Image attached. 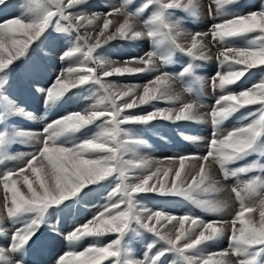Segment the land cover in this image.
<instances>
[{"label": "snow or ice", "instance_id": "6c2138e0", "mask_svg": "<svg viewBox=\"0 0 264 264\" xmlns=\"http://www.w3.org/2000/svg\"><path fill=\"white\" fill-rule=\"evenodd\" d=\"M239 2L211 0L209 14L214 4L215 15L224 19L211 25L207 32L195 34L185 32L179 22H173L172 14L182 10L197 17L201 10L200 0H148L135 11L128 8V0H125L104 14L91 15L82 10L73 11L88 5L89 0H25L21 15L0 22V76L25 58L34 43L52 29L67 34L70 41L74 39L72 46L59 56L61 61L72 58L74 64L62 69L49 87H37L36 91L44 95L46 104L58 102L72 89L85 85H95L100 93L90 107L55 119L42 131H12L6 124L0 130V150L18 137L36 146L34 152L20 159V166L0 172V185L5 193L0 205V222L32 214L27 223L11 232L9 243L0 244V264H28L29 241L45 223L48 209L75 199L85 188L94 191L92 186L95 185L110 187L107 203L92 219L64 235L69 250L59 255L53 264H104L105 261L107 264H163L168 254L176 257L173 264H232L227 258L229 255L237 258V264H264V179L259 176L245 181L241 187L232 188L239 201V210L230 221H205L191 213L174 216L140 206L137 200L139 194L155 193L162 197L184 198L196 208L221 213L226 207L223 202L199 196L221 191L211 171L213 164L219 166L225 179L256 169L264 171V164L255 161L229 167L250 155L264 158L257 150V145L264 143V3L259 10L247 14L223 15L226 6ZM9 3L10 0H0V6L7 7ZM150 5H155L156 10L141 23V13ZM113 15L123 16V22L110 19ZM110 28L113 30L109 31ZM248 34L254 36L247 46L231 45L234 38ZM209 36L211 42L221 45L216 57L220 70L211 78L210 86L227 94L215 100L206 117L200 112L202 105L193 99H183V93L191 95V90L182 85V92H177L176 86L180 84L178 78L192 71L193 62L211 59L206 52ZM116 39H148L152 42V50L119 66L95 55L103 45ZM181 39H190V43H181ZM166 42L189 58L179 73L163 70L168 59L158 55L156 49ZM77 54L82 55L83 60ZM130 64L142 67H130ZM253 69L261 72L258 83L238 93L229 90V86L251 76ZM146 72H154L155 77L142 86V93L138 92L141 86L118 85L106 80L114 75ZM5 82L0 80V88ZM157 101H166L171 106L155 107ZM143 105H152L154 110L140 115L128 111ZM248 106H255V109L242 117L246 122L226 133L218 131L220 124ZM7 108L13 115L33 118L32 113L14 107L10 100ZM208 117L213 132L204 155H179L162 161L145 157L133 160L123 155L127 145L145 143L138 137L123 134V125H148L155 120L206 123ZM2 119L3 113H0ZM89 126L96 127L90 137L71 145L60 141L62 136ZM21 184L26 192L18 186ZM257 210L258 220L249 215ZM132 225L151 233L161 247L153 254L154 242L148 245L142 259L132 258L126 239ZM49 227L60 235L55 226ZM109 234H115V238L107 244L95 243L77 250L74 243L85 238L100 241ZM0 235L6 234L0 232ZM225 236L227 249L205 254L208 245Z\"/></svg>", "mask_w": 264, "mask_h": 264}, {"label": "rangeland", "instance_id": "374dc122", "mask_svg": "<svg viewBox=\"0 0 264 264\" xmlns=\"http://www.w3.org/2000/svg\"><path fill=\"white\" fill-rule=\"evenodd\" d=\"M129 1H130L128 4L129 9L130 7L132 6L134 7L137 4L135 2L136 0H129ZM145 1L146 0H144V2ZM115 2L117 6H119L121 3L119 0H115ZM200 3H202L201 10H200L199 16L197 17H191L189 14L183 12L182 10H178L184 15L192 18V21L188 19V23L190 24V26L193 24L194 26H196L195 29L194 28L189 29L193 33L195 32V30L197 32L201 28L200 24L204 23L202 21H205V24L206 23L215 24V23L222 22V20L224 19L222 16H216V15L210 16L209 4L211 3V0H200ZM261 3H264V0H240L239 4H233V5L226 6L223 9V15L231 16L234 13L247 14L251 11L259 10ZM24 4H25V0H10V3L7 7L0 6V22H4L7 19L15 18L21 15L22 12L25 10ZM104 5L105 4L101 3V1L89 0L88 5L80 6L77 9H74L73 11L82 10V11H85L89 15H91L92 13H97V12H98L97 14H104L102 12V8L104 7ZM137 8L138 7H134L133 10ZM155 10H156L155 5H151L149 6V9L148 8L145 9V11L142 13L143 19L141 21L149 17V16H146L148 12L150 13V11L153 12ZM212 14H215L214 4H212ZM172 20L173 22H179L180 26L185 25L187 28H189L188 23L186 22L187 24H184L183 19L180 17L174 16L172 17ZM253 36L254 34H248V36L236 37L232 41H230V43L233 46H237L240 43V44H243L244 46L239 45L237 47H245L247 46L249 39L253 38ZM122 41L124 43L129 42V41L120 40V39L113 40L109 42L108 44L103 45L101 49H98L95 55H98L101 58L105 57L104 59L107 60L108 58H111V59L117 58L120 53L123 54V53L129 52V50L123 49L121 47ZM143 41L144 39L142 40V42ZM73 43H74V39L70 41L68 39L67 34L57 33L56 31L49 29L48 32L45 33L44 37H41L39 41L34 43V45L30 48L25 58L17 61L9 69L7 74L0 76V80L6 81L3 87L0 88V92H1L0 94V113H3V117H4V119L0 120V130H3L4 124H6L7 127H9L12 131L28 130V131L39 132V131H42V129L46 126V124L52 122L53 120L61 118L64 115H68L74 111H77V110L80 111V109L84 110L96 102L99 96V90L97 89L95 85H85L80 88L72 89L58 102L49 103V104L45 103L44 95L36 91L37 87L45 88V89L49 87L54 82L56 76L60 73L62 69L67 68L69 65L74 64V60L72 58L66 59L64 61H61L59 59L60 54L64 51H67L68 48L71 47ZM206 43L211 44L212 45L211 47H213L214 50L216 47H217L216 50H218V48L221 47L219 43L211 42V36L207 37ZM214 45L216 47H214ZM166 46L168 47V49L166 48ZM171 50H175V49L172 48V46L167 42L157 47L156 49L158 55L165 56L166 58L169 57L170 53L172 52ZM217 54L219 53L217 52ZM77 57L80 60H82L83 56L80 54H77ZM185 57H187L185 54H181L177 51L174 52L175 59L181 58L184 61ZM188 62H189V58L187 59L186 64ZM202 63L203 61L193 62L192 70H196L199 67V65ZM208 65L212 68H214L215 66V64L212 63V60H211L210 63L205 65V67L203 68V71H206L208 69L209 67ZM212 70L213 69H211V71ZM219 70H220V67L217 71ZM251 71L252 73L256 74L254 78L256 79V82L258 83L261 79V72L256 69H253ZM146 73H151V72H146ZM143 75H144L143 73H139V74H125L122 76L114 75L112 77L121 80V82H118L119 84H127V85L133 84L134 83L133 80H135V84L138 82L137 85L138 84L145 85L152 80L150 79L144 82L142 80ZM182 85H184V82L183 80H180V84L179 83L177 84V88L179 89L180 92H182ZM204 87H209V85L205 84ZM204 87L202 88L203 90H204ZM210 88H208V90ZM204 92H206V90H204ZM9 93L10 95L13 93L15 95V99L13 100L9 99ZM5 97L7 98V100L5 99ZM9 100L13 103L14 107H22L27 112L32 113L33 118L27 119L26 117L13 115L7 108V103ZM202 101L203 100H200V103H203ZM157 102H162V101H157ZM214 104L215 102L212 103V105ZM206 105H208V103H206ZM162 107H165V105L159 106V108H162ZM166 107H170V106L166 105ZM246 108L248 109L245 110V112L247 111L246 113H248L249 111L254 110L255 106H248ZM135 109L141 110V112L137 114V115H140V114H145V112H150L151 110H153V106L145 105L143 107H138ZM128 111L130 112V110ZM245 112H244V109L242 108L239 110V112L234 113L231 117H229L227 120H225L222 124L218 126V131L224 132L225 130L229 129V127H238V125H241L242 123H244L245 121L242 120V117L247 116ZM163 123L165 124L169 123L175 126L177 125L176 123L174 124L172 122L163 121V120H155L148 125H139V126H132V125L124 126L123 125L122 126L124 130L123 134L131 136V137H136L135 135H131L129 133L132 130L134 131L136 130L135 131L137 132L136 134L139 137L141 136L142 139L145 138V140L149 139V141H154L155 139L157 140L159 138L169 139L170 137H164L161 134V131L163 129L160 130L161 127L159 124H163ZM180 123L181 124L183 123L182 126H176L177 128L178 127L182 128L185 126L187 128H184L185 131L184 130L183 131L188 135H192V134L194 135V131L190 128L191 126H188L191 122H180ZM151 126L153 128L156 127L157 129L156 128L153 129ZM204 130H202L201 132L204 134L202 138L203 137L206 138V143L203 141L202 142L205 145H207L206 150H208V143L212 138L213 128L212 130H208L209 136L206 135V133L208 132ZM95 131H96L95 126H89L86 129H81L80 131L75 132V134L68 133L65 136H62L60 138V141H62L66 145H71L72 143H77L87 137H90ZM150 132H153L152 133L153 135ZM155 132H160V133H155ZM178 136L179 138H177L176 136L175 137H176V140L179 141V139L181 138L180 133ZM24 139H25L24 137H18L14 139L10 144H8L6 148H4L3 150H0V167H1L0 172H3L8 168H15V167L20 166V162H19L20 159L23 158L26 154L30 153L31 150L32 152L35 151L33 150L34 149L33 143H32L33 147L28 146L27 144H25ZM144 142L145 143L143 144H135L136 148H139L140 145L145 146L147 150L143 149V152L154 157L153 160H155V158H157L156 160H160V161L164 160L163 157L156 156L155 151L151 148L153 146L152 143L146 142V141ZM263 145L264 143L257 145V148H258L257 150L262 155L264 154ZM141 146H140V149H141ZM25 149H27L28 152ZM168 150L171 154V157H174L178 153H185V150L182 147L175 148V149L169 148ZM24 152H27V153H24ZM199 152H201V150H199ZM255 157L256 156L250 155L247 157V159L241 160L240 162L230 165L229 167L230 168L241 167V166L249 165L253 161L257 162L258 164H264V158L259 157V156H257L256 158ZM257 170L253 171L250 174L240 173V175L238 174V176L236 177L230 176L231 179L237 181L236 183L235 182L230 183L229 177L225 179L223 175H220L222 173L219 169V166L217 165L216 179H218V181L222 185L227 186L225 188L228 191L227 192L225 190V193L222 192L225 197L224 198L225 204L227 205L228 208L225 207L224 211L221 213H210V212L204 211L203 209L196 208V206L190 200H185L184 204L179 208V210H177L176 205L172 201H169L170 199L172 200V198H177V197H162L155 193L139 194V196L137 197V200L140 202V206H146L152 209L153 211L162 210L174 216H181L186 213H191L193 216L200 217L204 219L205 221H214V220H229L230 221L234 217L235 212L239 210V201L236 200L235 193L232 191V188L235 187L236 185L241 186L245 181L249 179H253L256 176H259L261 179H264V171H261L260 169H257ZM221 177H222V180H221ZM223 180L224 181L226 180L225 181L226 183ZM105 184H107V182H105ZM20 186H22V184ZM92 187L95 189L94 191H89L87 188H85L79 194V196L76 197L75 199L66 201L63 204H61L59 207L48 209V212L45 217V223L41 225L40 229L36 232V234L29 241V245L26 250L28 264H53V261L59 255L69 250V242L64 239V235L67 232H69L71 229H73L75 226L82 225L84 222L92 219L95 215L98 214L99 211L103 210L102 206L105 203H107V193L108 191H110V187L105 186L103 188H100L98 185H95ZM24 190L26 192V189ZM221 191L223 190L221 189ZM208 193H212L211 198L209 200H213L217 198V195L220 193V191L215 192V193L207 192V194ZM4 194L5 193L3 191V186L0 185V205H2ZM204 195H199V196L201 199H207V197H205ZM160 198H163L165 203L160 202L159 201ZM258 199L259 198L257 197L256 198L257 202H258ZM227 201L228 202L230 201V203H228ZM4 215L6 216V213H4ZM31 215L32 214L22 215L20 217L15 218L11 222L7 220L0 222V224H2L0 225V232H3L6 234V235H0V244L9 243L11 232L15 228L21 227L22 226L21 224L27 223L28 219L31 218ZM249 215L259 218L258 210L255 213H252ZM57 221H59L58 224H57ZM49 226H55L59 230L60 235H56L54 232H52ZM225 237L219 241H216L208 245L205 249V254L217 253V252L222 251L223 249H221L219 244L221 242L223 243L224 241L228 243L227 236ZM114 238H115V234H109L105 236L104 238H102L100 241H94L92 238H85L82 241L74 242V243L77 245V250H83L84 248L92 246L95 243L107 244ZM126 239H128V244H129V247L132 253V258L134 259H139V258L142 259L144 256V253L148 250L149 244H153L155 242V246L152 249L153 254L161 247V244L159 242H156V238L151 233H148L147 231L140 229L139 226L137 225L130 226V232H129L128 237H126ZM209 247L214 248L215 250H212V251L208 250L210 249ZM227 258L232 262V264L233 262L237 263L236 257L229 255ZM175 259L176 257L174 255L168 254L165 258H163V264H173V261ZM104 264H107V261H105Z\"/></svg>", "mask_w": 264, "mask_h": 264}, {"label": "bare ground", "instance_id": "6f19581e", "mask_svg": "<svg viewBox=\"0 0 264 264\" xmlns=\"http://www.w3.org/2000/svg\"><path fill=\"white\" fill-rule=\"evenodd\" d=\"M95 1V0H94ZM98 1H101V3H104L105 5H104V7L102 8V12L103 13H106V12H108L109 11V9L112 7V6H117V4H116V2H115V0H98ZM121 3H124L125 2V0H119ZM129 0H128V4H129ZM137 4L134 6V7H138V8H140V7H143V5L146 3V2H148V0H146L145 2H144V0H136L135 1ZM144 2V3H143ZM120 3V4H121ZM100 4V3H99ZM201 5H202V3H201ZM132 6V5H131ZM151 6V5H150ZM133 6L132 7H130V10H132V11H135V10H133V8H134ZM151 8H153V7H151ZM93 9V8H92ZM149 9V8H148ZM104 10V11H103ZM99 11H100V9H99ZM98 13V12H97ZM149 13V12H148ZM147 13V14H148ZM146 14V13H145ZM144 14V15H145ZM146 14V16H150L151 14H152V11H150V13L147 15ZM175 14H177V15H175ZM212 16L213 15H215V14H211ZM210 15V16H211ZM180 17V18H182L183 19V21H184V24H186V22H188V19H190V21H192V18L191 17H189V16H186V15H184L183 13H181L180 11H174L173 12V14H172V17ZM199 16V15H198ZM203 16V15H202ZM208 16V15H207ZM201 17V16H200ZM229 17H230V15H229ZM224 18V17H223ZM110 19H113L114 21H118L119 23H122L123 22V16H116V15H113V16H111L110 17ZM143 19V14L141 13V20ZM197 19V18H196ZM200 19V18H199ZM198 19V20H199ZM203 19V18H202ZM197 20V21H198ZM202 22H204V23H202V24H200V26H201V28L199 29L198 27V31L196 32V30H195V32L193 33L191 30H189V28H187L185 25H182L181 26V28L185 31V32H187V33H191V34H195V33H203V32H207L208 30H209V28L211 27V25H213V24H211V23H209V24H205V21H202ZM101 23H102V21H101ZM141 23H142V21H141ZM196 27V26H195ZM195 29V28H194ZM113 29H109V31H112ZM82 34H83V31H82ZM142 40L143 39H141V40H138V41H129L128 43H124L123 41H122V43H121V47L123 48V49H127V50H129V52H127V53H123V54H117L118 55V57L117 58H115V59H111V58H108L107 60H109V61H113V62H116V64L119 66V65H123V63H124V61L125 60H129L130 58H133V57H138V56H141V55H143L145 52H147V51H149V50H152V43H151V41L150 40H148V39H144V41L142 42ZM119 42H121V41H119ZM181 43H190V39L189 40H184V39H181V41H180ZM111 44V43H110ZM208 44V43H207ZM234 44V43H233ZM130 45V46H129ZM232 45V44H231ZM236 45V44H235ZM239 45H242V46H244L243 44H238L237 46H239ZM212 45L211 44H208V47H207V49H206V52H207V55H209L210 57H211V59H209V60H206V61H203L204 62V64L202 65V64H200L199 65V67L196 69V70H192L191 72H190V74L197 80V82H199L200 83V85L201 84H203V85H201V87L203 86H205V84H208L209 85V87H204V90H206V92H205V95H206V100H203L202 102L204 103H200V100H199V98H197V97H193L192 95H189L188 93H183L184 95H183V99H185V100H190V99H193L196 103H198V104H200V105H202L203 107L202 108H200V112L202 113V114H204L206 117H207V113H209L210 111H211V108H212V103H214L215 102V100L221 95V94H227V92H224V93H222L221 92V90H219V89H216V90H213L212 88H210L211 86H210V82H211V78L216 74V71L219 69V67L220 66H218L219 65V63H218V61H217V59H216V57L218 56V54H217V52L219 53L220 51H221V47L220 48H218V50H216V46L214 45V47H216L215 48V50L213 49V47H211ZM233 46V45H232ZM237 46H233V47H237ZM149 47V48H148ZM113 48V47H112ZM166 48L168 49V47L166 46ZM131 51V52H130ZM212 53V54H211ZM81 57V56H80ZM105 58V57H104ZM120 58V59H119ZM82 60H83V57H82ZM212 60V63H214L215 64V66H214V68H212V67H210L209 65V67H208V69L206 70V71H203V68L205 67V65H207L208 63H210V61ZM73 62V61H72ZM185 63H181V66H183ZM130 67L131 66H139V67H142V65H135V64H130L129 65ZM218 68V69H217ZM211 69H213L212 71H211ZM168 72H170V71H168ZM170 73H177V72H170ZM144 75H143V81L144 82H146L147 80H150V79H154V77H155V74L153 73V72H151V73H143ZM255 75L256 74H252L251 76H248L247 77V79H243L242 81H238L236 84H234V85H232V86H230L229 87V90L230 91H232V92H236V93H238L239 91H241V90H243V89H246V88H248V87H251L253 84H255V83H257L256 82V79L254 78L255 77ZM131 76V75H130ZM141 77V76H140ZM134 79V78H133ZM179 79H181V77L179 78ZM106 80L107 81H111V82H114V83H116V84H118V85H127V84H119L118 82H121V80H119V79H117V78H114V77H108V78H106ZM183 80V82H184V87H187V83H186V81L184 80V79H182ZM130 81V80H129ZM134 81V83L133 84H130V85H137V83L135 84V80H133ZM142 82V81H141ZM124 83V82H123ZM41 86V85H40ZM138 86H141V87H139V89H138V92H142V90H143V88H142V84L140 85V84H138ZM182 86V87H183ZM42 87V86H41ZM202 87V88H203ZM208 88H210L209 90H208ZM231 88V89H230ZM176 91L177 92H180L179 91V89L177 88V86H176ZM211 92H215V96H212V95H210V93ZM100 94V93H99ZM211 97V98H210ZM72 98V97H71ZM206 103H208V105H206ZM164 106L165 105V107H162V108H166V105H169V106H171L170 104H168L166 101H162V102H154V106L155 107H158L159 108V106ZM143 106H145V105H143ZM143 106H140V107H143ZM177 107H179V104H177L176 105ZM244 109V112H245V110H247L248 108H243ZM81 110V109H80ZM153 110H154V108H153ZM153 110H151V111H153ZM78 111V110H77ZM130 112H132V113H134V114H138L139 112H141V110L140 109H132V110H130ZM247 112V111H246ZM245 112V114H247ZM146 113V112H145ZM208 119V122H206V123H196V122H191L188 126H191L190 128L194 131V135L192 134V135H188V134H183V132L185 131H183V132H177L178 133V135H179V133H180V139H179V142H181V146H173L172 144H170L169 143V141H175L176 140V137H175V135H170V138L169 139H164V138H159V139H155L154 141H149V139L148 140H145V138L144 139H142V137L140 138L136 133L137 132H135L134 130H132V131H130L129 133L131 134V135H135L136 137H138V138H140V139H142L143 141H146V142H150V143H152V149L155 151V153H156V156H158V157H163V158H166V157H171V154H170V152H169V148H173V149H175V148H180V147H182L184 150H185V153H178V154H176L174 157H178L179 155H192V154H194V155H204V154H206V147H207V145H205L203 142H205L206 143V138L205 137H203L202 138V136L204 135L201 131L202 130H208L209 129V127H210V117H208L207 118ZM157 122H159V121H157ZM246 122V121H245ZM173 123V122H172ZM175 124V123H174ZM176 126H182V124L180 123V122H176ZM160 125V124H159ZM125 126V125H124ZM132 126H139V125H132ZM175 126V125H174ZM235 126H237V125H235ZM238 126H240V125H238ZM152 127V126H151ZM153 128V127H152ZM152 128H150V129H152ZM156 128V127H155ZM155 128H153V129H155ZM179 128V127H178ZM184 128H187V127H182L181 129H184ZM233 128H235V127H229V129L230 130H232ZM149 129V128H148ZM157 129V128H156ZM163 128L161 127V129L160 130H162ZM180 129V128H179ZM229 129H227V130H225L224 132H227ZM159 130V131H160ZM204 130V131H205ZM83 131V130H82ZM128 131V130H127ZM149 131V130H148ZM124 132V131H123ZM126 132V131H125ZM141 133V132H140ZM144 133V132H143ZM142 133V134H143ZM146 133V132H145ZM151 134L153 133V132H150ZM155 133H160V132H155ZM176 133V132H175ZM176 133V134H177ZM182 133V134H181ZM75 134V133H74ZM139 134V133H138ZM161 134H162V131H161ZM146 135V134H145ZM153 135V134H152ZM163 135V134H162ZM161 135V136H162ZM206 135H207V133H206ZM185 136H192V137H197L198 139L197 140H195V141H190V140H186L184 137ZM149 138V137H148ZM183 138V139H182ZM25 140V144H27L28 146H32V142L31 141H29V140H27L26 138L24 139ZM151 140V139H150ZM176 141H178V140H176ZM203 141V142H202ZM34 146V149L33 150H36V146L35 145H33ZM32 146V147H33ZM133 146V147H132ZM141 146V145H140ZM140 146H139V148H136V146H135V144H131V145H127L126 146V149H125V151L123 152V155L125 156V158H128V159H133V160H135V159H137V158H139V157H145V158H148V159H151V160H153L154 159V157H152V156H150L149 154H147V153H145V152H143V149H146L145 148V146H141V149H140ZM201 146V147H200ZM261 146V145H260ZM259 146V147H260ZM263 147H264V145H263ZM26 148H27V146H26ZM258 149V148H257ZM260 149V148H259ZM25 150H27V149H25ZM147 150V149H146ZM199 150H201V152H199ZM261 150H262V148H261ZM27 152H28V150H27ZM27 152H24V153H27ZM32 152V150L30 151V153ZM262 152V151H261ZM264 152V151H263ZM264 155V154H263ZM257 157V156H256ZM255 157V158H256ZM157 158H155V160H156ZM159 159V158H158ZM257 159H259V158H257ZM215 164H213L212 166H213V168H211V171H212V174H213V176H214V178H215V180H216V182H217V187H219L220 189H222L223 191H220V193L217 195V198H215V199H213V200H217V201H221V202H223L224 204H225V197H224V195H223V193H225V190H226V188L225 187H227V186H225V185H222L219 181H218V179H216V168H217V165L216 166H214ZM1 168V167H0ZM257 170V169H256ZM255 171V170H254ZM258 171V170H257ZM29 174H31V173H29ZM246 174V173H245ZM250 174V173H249ZM220 175H223V173L222 174H220ZM240 175V174H239ZM238 176V175H237ZM242 176V175H241ZM223 177V176H222ZM222 177H221V180H222ZM229 178H230V176H229ZM231 180V181H230ZM230 180H229V182L230 183H233V182H237V181H235V180H233V179H231L230 178ZM224 181V180H223ZM226 181V180H225ZM224 181V182H225ZM228 182V181H227ZM226 183V182H225ZM228 184V183H227ZM242 186V185H241ZM240 185H236L235 187H241ZM19 187H21V189H22V191H25L24 190V188L22 187V186H20L19 185ZM227 191V190H226ZM223 192V193H222ZM228 192V191H227ZM213 193H215V192H213ZM211 194L212 193H205V195H204V193H200L199 195H204L205 197H207V199H210L211 198ZM233 197V196H232ZM227 198V197H226ZM228 200V199H227ZM169 201H172L171 199L169 200ZM228 202V201H227ZM232 202V201H231ZM228 203H230V201L228 202ZM226 205V204H225ZM226 207H227V205H226ZM228 208V207H227ZM230 211V210H229ZM254 218L255 219H259L258 217H255L254 216ZM0 225H2V224H0ZM226 238V237H225ZM217 243H219V242H217ZM220 247H221V249H223V250H225V249H227V247H228V243L226 242V241H224L223 243L221 242L220 244ZM210 249H208V250H215L214 248H211V247H209ZM218 248V247H217ZM220 249V248H219ZM136 255H137V253H136ZM140 259V258H139Z\"/></svg>", "mask_w": 264, "mask_h": 264}]
</instances>
